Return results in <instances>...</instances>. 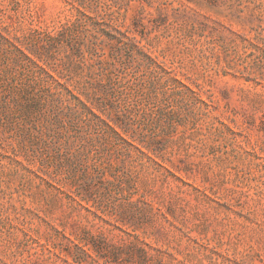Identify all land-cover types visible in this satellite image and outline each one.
Instances as JSON below:
<instances>
[{"label": "rangeland", "instance_id": "1", "mask_svg": "<svg viewBox=\"0 0 264 264\" xmlns=\"http://www.w3.org/2000/svg\"><path fill=\"white\" fill-rule=\"evenodd\" d=\"M79 3L210 111L173 96L158 116L110 89L159 166L64 104L0 100V264H264V0H0V30L80 86L98 68L75 50L87 32L56 37Z\"/></svg>", "mask_w": 264, "mask_h": 264}, {"label": "trees", "instance_id": "2", "mask_svg": "<svg viewBox=\"0 0 264 264\" xmlns=\"http://www.w3.org/2000/svg\"><path fill=\"white\" fill-rule=\"evenodd\" d=\"M69 3L73 7L72 1ZM79 4L82 9L74 6L75 20L61 27L56 37L66 31L78 32L83 27L87 32V41L76 45V53L81 55L85 52L89 67L97 64L98 68L90 69L84 84L72 85L71 76L63 73V69H57V65L43 55L30 34L21 41L0 30L2 104L8 105L7 96L13 97L17 93H20L24 104L33 110L45 105L53 109L64 104L67 109L65 114L83 117L107 137H113L119 148L135 149L150 161L163 166L160 149L153 144L157 139L145 137L137 131L130 112L120 111L109 97L110 89L112 92L117 89L123 94L124 101H132V106L134 102L151 104L150 109L158 116L169 112L164 107L171 105L173 96L187 98L193 105L201 104L209 112L208 104L172 69L151 55L144 45H139L128 30L122 31L114 26L110 19L101 17L97 9L87 12ZM83 45L84 49L81 47ZM157 157L162 162H158Z\"/></svg>", "mask_w": 264, "mask_h": 264}]
</instances>
